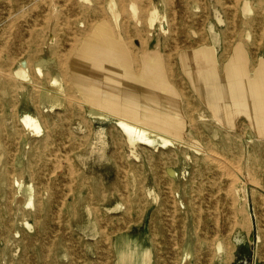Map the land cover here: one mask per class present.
Instances as JSON below:
<instances>
[{"label":"rangeland","instance_id":"374dc122","mask_svg":"<svg viewBox=\"0 0 264 264\" xmlns=\"http://www.w3.org/2000/svg\"><path fill=\"white\" fill-rule=\"evenodd\" d=\"M9 1L0 0V264H264V129L242 100L245 63L249 73L264 66V0ZM96 9L133 67L161 64L178 95L177 131L165 117L167 129L147 126L157 137L132 143L118 116L92 110L70 72ZM203 49L216 76L236 60L241 71L225 74L231 84L211 77L214 96L194 88L181 61ZM42 56L59 65L54 98L36 86L50 85L35 66ZM22 62L28 81L15 73ZM257 72L264 84V67ZM19 114L38 119L41 133Z\"/></svg>","mask_w":264,"mask_h":264},{"label":"bare ground","instance_id":"6f19581e","mask_svg":"<svg viewBox=\"0 0 264 264\" xmlns=\"http://www.w3.org/2000/svg\"><path fill=\"white\" fill-rule=\"evenodd\" d=\"M114 2H115L114 0H108L109 7L111 9H114V6H115ZM235 2H237V1L235 0ZM10 5H11V3H10ZM35 8H36V6H34V9ZM245 8H243L244 13H245V10H247V8L246 9ZM36 10H37V8H36ZM47 13H48V10H47ZM123 13L124 12H122V14ZM92 14L95 17L93 19L94 23L85 26L86 31H87V35H86L85 39L82 37L84 40L81 44L78 45L76 54L74 56V60L71 62V72L68 71V73L70 72L73 81L76 84H80L79 86H82L81 87L82 89L80 88V91H84L82 94L85 96V99L91 103L92 110H95L96 108H100V107H105L109 111L114 113L116 116H118L120 127H122L128 133L129 140L132 143L134 142L135 139L136 140L149 141V140L153 139L154 137H157L158 135L149 131L147 126L150 125V126L156 128V130L157 129L165 130L167 128H165L164 121L162 120L165 117H167V120H169L168 118L172 119L171 123L168 124L169 128L171 127L172 130L177 131L182 126L180 119L178 118L179 117V112H178L179 110H177L178 108L176 106L177 101H178L177 100L178 95L175 93V90H173L174 88L168 84V82H167L168 80L166 81L165 76L160 71L161 64L158 63L157 61L153 60V59L142 58L140 61H137V59L133 60L136 62V64H134V67H133V63H132L131 59L129 60V58H130L129 57V51L127 50L124 43L122 42V38H121V40H119V38H117L115 32L113 31L114 28L111 27V25L109 24L107 19H105L104 17L99 18V15H98L99 13L97 12V9L93 10ZM112 14H113V12H112ZM86 15H88V14H86ZM68 16H70V15H68ZM72 19H74V18H72ZM134 20H136V19L134 18ZM154 20H155V16L152 17V22H151L152 24H153ZM136 21H138V20H136ZM12 23L14 24V22H12ZM136 23L139 24L140 22L138 21ZM12 30H10V31H12ZM8 36H9V34H8ZM141 37H143V36H141ZM6 39H8V37ZM25 41H27V39ZM64 59H65V57H64ZM60 60H62V59H60ZM14 62H16V61L14 60ZM44 62H47V63H44ZM35 64H36L35 65L36 69L38 70V73H40L41 76L43 75V70H48V72L51 74V76H50L51 80L49 81V83H47V84H50L49 87L36 85L37 87L42 88L41 92H40V97H43L45 99L54 98V96H52V94L49 93L51 90L52 84H55L58 81L63 82V79H62L60 72H59L58 63L54 59L49 58L48 56L47 57L42 56V58L39 59ZM69 64H70V62H69ZM136 66H138L139 68L135 69ZM15 73L17 75H19V77H21V79L23 81H28L27 66H26L25 62H22L21 64H19V66L15 70ZM228 82H230V81L228 79H226L224 84H226V83L231 84ZM29 83H31V82L29 81ZM33 84L35 85L36 83H33ZM86 84H88V87L90 85L95 86V87L87 89L88 87L85 86ZM84 87H86V90L84 89ZM63 91H64L63 92V95H64L65 89ZM68 96H71V95H68ZM68 101L70 102L71 100H68ZM180 104H182V103H180ZM81 105H83V104H81ZM39 106L41 108L44 107L42 100H40ZM27 111H29V109H27L26 112ZM19 117H20V121L23 123L24 127L27 129V131L30 134L37 135V133H41V128H40L41 125H40L38 119L34 118L30 114H25V115L19 114ZM33 132H35L36 134H34ZM192 143H197V141H193ZM198 145H199V143H198ZM219 159H221V158H219ZM217 160H218V158H217ZM223 160H221V161H223ZM235 166H237V165H235ZM228 167L230 168V166H228ZM227 170H228V168H227ZM231 170H230V172L228 171L229 174L231 173ZM233 170H234V168H233ZM235 173H238V171ZM233 175H234V173H233ZM238 176L240 177L241 180L243 179V175H241V173ZM231 179H233V177H231ZM252 181L254 182L255 180L253 179ZM12 183H13V180H12ZM255 183L258 184V181H256ZM17 186L22 188L24 190V192L28 193V195L26 194V196L28 198L29 192H30L29 187L26 186L24 183L22 184V182L18 183ZM230 189H232V188H230ZM21 192H22V190H21ZM27 204L30 206H33V204L31 203L30 197L27 199ZM217 205H219V204H217ZM218 217H220V216H218ZM216 221H218V220H216ZM235 221L237 222V220H234V222ZM236 222L234 223V226H235V224H237ZM217 235L215 237H217ZM251 239H252V237H251ZM190 245H191V242L189 240L187 242L185 250L188 249ZM187 254H189L188 251H187Z\"/></svg>","mask_w":264,"mask_h":264},{"label":"crops","instance_id":"0c3cea01","mask_svg":"<svg viewBox=\"0 0 264 264\" xmlns=\"http://www.w3.org/2000/svg\"><path fill=\"white\" fill-rule=\"evenodd\" d=\"M202 53H205V57H207V58L204 57L205 61L203 64L197 63L196 56L198 54H202ZM233 58L234 57H232V59ZM210 60L211 61L213 60L211 53L209 52V50L206 51L204 49L201 50L200 52H197L194 54H186V55L181 57V61H182L183 66H184V71L189 76L191 83L193 84L194 88L196 90H202L201 88H206L205 94L211 96L212 90L214 92L213 94L216 95L215 94L216 93V91H215L216 90V84H214L213 82L211 83V81H210L211 77H214L216 82L218 80L219 84L220 83L224 84L226 81V79H225L226 73H228L230 75L232 72H234V74L236 76V75H239L241 73V71L238 69V66L235 65L237 63V60H236V63L230 64V70L228 72H227V70H228L227 66L229 65V63H227L224 67V73L220 77H218V76H216L217 75L216 65L212 64V63L210 64V62H211ZM238 62H239V59H238ZM188 63H190V65H188ZM245 66H246L245 68H246V75H247L245 77V80L246 79L247 80L245 81L246 84H244V87H242L244 89V94H245V96L242 97V100H245L244 102H246L245 106H244L246 108L245 111L246 112L248 111L247 113H252V115H254V117H256L257 120L260 122V124L257 125V131H263L264 120L263 119L261 120L260 118H258L259 117L258 113H259V111L264 112V84L262 83V81H261V83L259 82L260 77H259L258 72H256L257 66L254 68L253 72H251V73H249V68L247 67L246 63H245ZM263 67L264 66H262L261 68H263ZM261 68H259L257 71H259ZM232 81H233V79H232ZM234 82H235V79H234ZM205 84H208V86H205ZM247 92H250V96L247 95ZM213 96L210 98H213ZM215 99H217V96ZM239 101H241V100H239ZM211 104H214V101H212ZM224 104H227V103L224 102ZM231 107H233V106H231ZM241 111L244 112V110H241ZM261 118H264V117H261Z\"/></svg>","mask_w":264,"mask_h":264},{"label":"water","instance_id":"95a60500","mask_svg":"<svg viewBox=\"0 0 264 264\" xmlns=\"http://www.w3.org/2000/svg\"><path fill=\"white\" fill-rule=\"evenodd\" d=\"M255 264H260V263H255Z\"/></svg>","mask_w":264,"mask_h":264}]
</instances>
